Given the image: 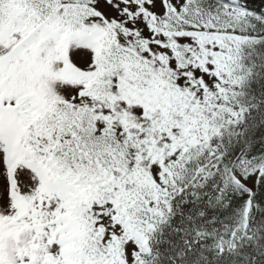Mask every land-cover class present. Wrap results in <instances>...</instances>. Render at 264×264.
<instances>
[{
  "label": "snow or ice",
  "instance_id": "1",
  "mask_svg": "<svg viewBox=\"0 0 264 264\" xmlns=\"http://www.w3.org/2000/svg\"><path fill=\"white\" fill-rule=\"evenodd\" d=\"M0 264H264V0H0Z\"/></svg>",
  "mask_w": 264,
  "mask_h": 264
},
{
  "label": "trees",
  "instance_id": "2",
  "mask_svg": "<svg viewBox=\"0 0 264 264\" xmlns=\"http://www.w3.org/2000/svg\"><path fill=\"white\" fill-rule=\"evenodd\" d=\"M260 2V0H256V3H259Z\"/></svg>",
  "mask_w": 264,
  "mask_h": 264
}]
</instances>
